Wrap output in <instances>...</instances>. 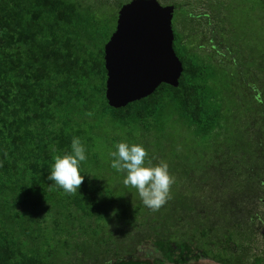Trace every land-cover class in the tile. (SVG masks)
<instances>
[{
  "label": "trees",
  "instance_id": "obj_1",
  "mask_svg": "<svg viewBox=\"0 0 264 264\" xmlns=\"http://www.w3.org/2000/svg\"><path fill=\"white\" fill-rule=\"evenodd\" d=\"M128 1L0 0V264H173L176 248L190 256L197 241L210 253L227 232L216 227H243L264 204V48L232 26L224 0H187L172 23L179 85L112 107L104 47ZM74 137L85 178L70 194L48 176ZM120 142L178 164L159 209L111 186L125 174L111 167ZM119 227L150 229L127 246L107 240ZM84 243L101 253L88 257Z\"/></svg>",
  "mask_w": 264,
  "mask_h": 264
},
{
  "label": "water",
  "instance_id": "obj_2",
  "mask_svg": "<svg viewBox=\"0 0 264 264\" xmlns=\"http://www.w3.org/2000/svg\"><path fill=\"white\" fill-rule=\"evenodd\" d=\"M175 5L129 0L105 44L106 97L112 107L151 95L161 83L179 85L183 63L173 43Z\"/></svg>",
  "mask_w": 264,
  "mask_h": 264
},
{
  "label": "clouds",
  "instance_id": "obj_3",
  "mask_svg": "<svg viewBox=\"0 0 264 264\" xmlns=\"http://www.w3.org/2000/svg\"><path fill=\"white\" fill-rule=\"evenodd\" d=\"M256 91L255 85H250ZM257 100L260 99L257 95ZM71 153L56 156L51 165L48 180L53 181L67 193H75L84 181L80 164L86 160V154L80 138L74 137L71 143ZM111 167L118 172H125L123 183L136 189L142 203L157 210L170 198V187L174 177L169 172L166 162L153 165L146 159L148 153L142 144L120 142L115 145ZM118 210H114L115 216Z\"/></svg>",
  "mask_w": 264,
  "mask_h": 264
},
{
  "label": "rangeland",
  "instance_id": "obj_4",
  "mask_svg": "<svg viewBox=\"0 0 264 264\" xmlns=\"http://www.w3.org/2000/svg\"><path fill=\"white\" fill-rule=\"evenodd\" d=\"M189 1H195L198 3V0H189ZM207 3H210L209 6H214L213 4L216 2H220V0H206ZM226 4L227 13L226 16L230 21L232 26H234L241 34L245 36V39H247L251 44L258 45L261 49L264 48L263 41H264V3L263 0H224ZM160 2L163 5H175L179 4L183 9H180L178 11H175L173 24L175 27L180 26V14L185 11V9L190 8V4L187 0H160ZM177 146V145H174ZM161 162H166L169 166V172L170 169L175 168L178 166V164L171 161V158L169 157H163V160ZM170 174L174 177V179L177 178L176 174L174 172H170ZM125 174L116 173L114 175V179L111 181V186L115 189L117 194L125 193L128 190L133 191L136 190L132 188L131 186H126L123 183ZM173 184V183H172ZM183 189L176 187L173 189L172 193L182 192ZM261 208L264 209V204H261ZM166 231H171L175 229L174 227H162ZM53 229V228H51ZM149 227H136L135 230L130 231L131 228H123L119 227V232L116 231L113 233L112 237L109 238V233L104 235L98 242V245L101 247H105L106 244H104V240H112L115 245H118L122 243L123 245H127L124 241H128L127 243L134 244L141 239L145 233H149ZM109 231V227L107 228ZM190 230V229H189ZM226 232L222 233L221 236H224ZM222 238V237H221ZM238 237H233L231 240L233 244L238 243ZM255 239H257L259 242L264 241V237L260 235L259 233H256ZM90 241V240H89ZM86 246L85 252L87 251V256H96L97 254H100L101 251L97 249L98 245H91V243H84ZM128 246V245H127ZM145 247H151V249H156L155 245L153 243H147ZM150 249V250H151ZM84 254V253H82ZM142 254V253H141Z\"/></svg>",
  "mask_w": 264,
  "mask_h": 264
},
{
  "label": "flooded vegetation",
  "instance_id": "obj_5",
  "mask_svg": "<svg viewBox=\"0 0 264 264\" xmlns=\"http://www.w3.org/2000/svg\"><path fill=\"white\" fill-rule=\"evenodd\" d=\"M262 200L264 201V198ZM251 211L254 215L250 216L249 223L243 227H216L220 229L225 228L227 232L232 230L235 233L234 236L240 238L238 239L239 244H233L231 240L226 239L229 236L227 232L216 242L210 241V253L207 250L199 248L196 241L192 252L193 255L182 256L181 249L176 248L175 253L177 255L173 258L175 262L173 264H264V241L259 242L255 239L256 233L264 237V209L254 208ZM207 230H209V234L212 236L213 227H207ZM214 243L216 244V249L213 246ZM145 250L150 249L145 248L142 252H145ZM212 252L215 255L211 254ZM142 258L154 260L156 257L142 256ZM158 264L162 263L158 262Z\"/></svg>",
  "mask_w": 264,
  "mask_h": 264
}]
</instances>
